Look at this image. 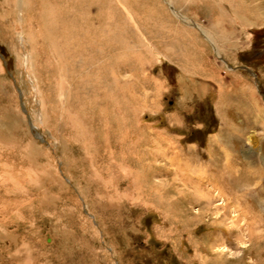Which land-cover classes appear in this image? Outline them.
Returning a JSON list of instances; mask_svg holds the SVG:
<instances>
[{
    "label": "rangeland",
    "instance_id": "rangeland-1",
    "mask_svg": "<svg viewBox=\"0 0 264 264\" xmlns=\"http://www.w3.org/2000/svg\"><path fill=\"white\" fill-rule=\"evenodd\" d=\"M262 54L264 0H0V264H264Z\"/></svg>",
    "mask_w": 264,
    "mask_h": 264
},
{
    "label": "crops",
    "instance_id": "crops-1",
    "mask_svg": "<svg viewBox=\"0 0 264 264\" xmlns=\"http://www.w3.org/2000/svg\"><path fill=\"white\" fill-rule=\"evenodd\" d=\"M181 45H183V42L181 43L180 41H179V44L177 45L178 47H180ZM187 48L188 47H186L185 46V49H186V51H187ZM186 51H184V54L186 53ZM178 62H179V64H182L181 66H183V67H185L187 70H189V71H192L191 69L192 68H195L196 69V71L198 72V73H200V74H202V72H200V70H198V68H205V66L207 65V63L206 62H203V61H198V59H193V58H191V57H189V56H185L184 58H178ZM191 68V69H190ZM194 71V70H193ZM192 71V72H193ZM196 72V73H197ZM203 72H206L207 73V70H205V71H203ZM195 73V74H196ZM197 73V74H198Z\"/></svg>",
    "mask_w": 264,
    "mask_h": 264
},
{
    "label": "bare ground",
    "instance_id": "bare-ground-1",
    "mask_svg": "<svg viewBox=\"0 0 264 264\" xmlns=\"http://www.w3.org/2000/svg\"><path fill=\"white\" fill-rule=\"evenodd\" d=\"M217 19L219 20V23H220V26H221V22H223L222 20H221V15L219 16V17H217ZM221 29L222 30H224L223 28H222V26H221ZM233 30V29H232ZM232 33H233V31H232ZM256 107H257V105H256ZM261 110V109H260ZM151 156V155H150ZM174 156V155H173ZM173 162V161H172Z\"/></svg>",
    "mask_w": 264,
    "mask_h": 264
},
{
    "label": "flooded vegetation",
    "instance_id": "flooded-vegetation-1",
    "mask_svg": "<svg viewBox=\"0 0 264 264\" xmlns=\"http://www.w3.org/2000/svg\"><path fill=\"white\" fill-rule=\"evenodd\" d=\"M257 43V42H256ZM262 55H264V54H262Z\"/></svg>",
    "mask_w": 264,
    "mask_h": 264
}]
</instances>
